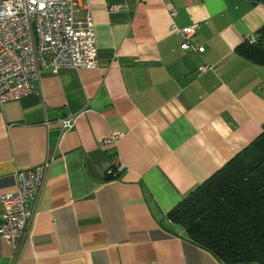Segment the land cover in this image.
<instances>
[{
	"label": "crops",
	"instance_id": "crops-1",
	"mask_svg": "<svg viewBox=\"0 0 264 264\" xmlns=\"http://www.w3.org/2000/svg\"><path fill=\"white\" fill-rule=\"evenodd\" d=\"M78 8L92 16L99 67L48 70L38 95L0 112V195L16 190L17 170L50 160L38 215L16 251L0 239V264H220L169 214L264 134V67L240 51L264 27V4L79 0ZM171 23L196 26L193 49H181ZM65 119L72 129L63 130ZM115 155L125 169L109 180Z\"/></svg>",
	"mask_w": 264,
	"mask_h": 264
},
{
	"label": "built area",
	"instance_id": "built-area-1",
	"mask_svg": "<svg viewBox=\"0 0 264 264\" xmlns=\"http://www.w3.org/2000/svg\"><path fill=\"white\" fill-rule=\"evenodd\" d=\"M79 0H0V112L4 104L39 94V82L44 72L61 70H95L96 58L93 19L89 11L78 8ZM110 7L109 11H116ZM176 12L172 10L170 17ZM196 26L178 29L173 23L170 30L182 36L181 49L192 48L190 40ZM257 36H248L253 45ZM203 53L204 48L196 49ZM206 68H199L203 72ZM63 130L73 128L74 119L61 120ZM120 135L103 140L112 146ZM50 160L17 170L16 190L0 195V239L16 251L28 226L36 216L35 204L46 181ZM118 156L110 159L105 177L117 180L124 172Z\"/></svg>",
	"mask_w": 264,
	"mask_h": 264
},
{
	"label": "trees",
	"instance_id": "trees-1",
	"mask_svg": "<svg viewBox=\"0 0 264 264\" xmlns=\"http://www.w3.org/2000/svg\"><path fill=\"white\" fill-rule=\"evenodd\" d=\"M240 51L264 67V27ZM169 220L220 264H264V134L190 192Z\"/></svg>",
	"mask_w": 264,
	"mask_h": 264
}]
</instances>
